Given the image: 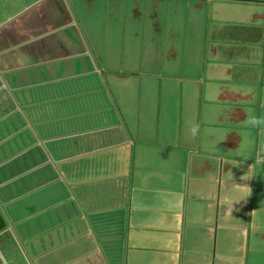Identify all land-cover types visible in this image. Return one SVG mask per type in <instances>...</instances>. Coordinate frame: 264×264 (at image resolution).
I'll return each instance as SVG.
<instances>
[{"label":"crops","instance_id":"1","mask_svg":"<svg viewBox=\"0 0 264 264\" xmlns=\"http://www.w3.org/2000/svg\"><path fill=\"white\" fill-rule=\"evenodd\" d=\"M242 1L0 0V145L38 101L80 108L28 166L0 160L4 179L29 168V216H48L20 238L28 264H264V127L244 125L264 117V0ZM127 76L153 90L124 98L109 82Z\"/></svg>","mask_w":264,"mask_h":264},{"label":"rangeland","instance_id":"2","mask_svg":"<svg viewBox=\"0 0 264 264\" xmlns=\"http://www.w3.org/2000/svg\"><path fill=\"white\" fill-rule=\"evenodd\" d=\"M242 2H245L246 5H252L253 4L254 7L258 6L257 3H254L251 1L244 0ZM234 11H236V10H234ZM217 35H218V33H217ZM125 37H127V36L123 35L121 37L123 39V42H125ZM141 37H143L145 39V35L142 34ZM141 44H140V46H141ZM138 51H139V47H138ZM135 52L137 53V51H132V52L128 51L126 53H128L129 56H131V55L136 56ZM190 55L193 58V53H190ZM128 59H129V57H128ZM107 74H110V72H107ZM128 76H130V75H128ZM128 76L125 77V79H127L128 81L126 83L122 84L121 88H120L119 84L115 83V85H114V82H109V84L113 86L112 88L114 90L115 89L117 90L119 88L120 90H122V92H125V94H123L124 98H129V100H131V95H128V91L130 90L132 92V90H137L139 85H140V87H141V85L146 86V89H145L146 91L153 90L152 85L155 83L150 81L148 79V77H146L147 79L140 78L139 79L140 82H134L135 79L134 78L129 79ZM110 77H108V78H110ZM105 78H107V75H105ZM108 78H107V80H108ZM116 79L117 80L119 79V81L121 83L124 80V78H121V77L115 78V80ZM142 82H144V83H142ZM227 85H230V82ZM169 87H173V86L170 85ZM159 89L161 90V88H159ZM157 91H158V89H157V85H156V93H157ZM73 98H76V97H73ZM133 98H135L134 94H133ZM76 101H77L76 99H72L68 105H67V101H66L65 110L71 111L72 117H76V115H77L75 113V109L77 111H80L79 107H77V108L74 107ZM135 102L137 104V99L135 100ZM132 104H134V106H135L134 100H133ZM140 104H142V103H140ZM140 104H138V106L136 105V111L134 110V106L132 107L134 112H139V111H137V109L143 108L142 106H140ZM3 105H4V103L1 101V107ZM37 106L38 107L34 108L33 110L27 109V111L23 115V117L26 118V120H27L29 129H26L23 131H19V129H16L17 133L11 132L6 137V144H3L2 146L0 145V149H1L0 150V160L1 159L7 160L8 162L5 163L6 165L9 164L10 166H16L18 164L19 165H25L26 164L25 166H28L30 164V162H28V159L30 158L31 154H33L32 153V151H33L32 143L35 142L34 139H36L37 137L43 139L45 137V132H44V130H42L41 127H43V129H45L44 127L46 125L48 126V125H54L55 124V126H56L59 123L60 119L68 117L71 115V114L67 115V114H64L62 112V109H63V102L62 101H60L58 104L56 101H55V103H52L50 105V107L48 108L50 110V112L48 114H46L43 111L44 108H46L45 102L38 101ZM52 106H55L56 113L51 111ZM50 113H52L53 115H49ZM131 113H133V112L129 111V114H131ZM46 117H47V120H46ZM49 117L50 118L53 117V119H51L48 122ZM81 117H83V116H81ZM6 119L9 122H15L16 123V121H17V118L15 117L14 114L8 115L6 117ZM126 119H127V117H126ZM42 121L44 123L40 124ZM63 122H66L65 119L63 120ZM127 124H129L131 126V132L135 136L136 132L134 130H132V128H134V127L132 125V122L129 121V119H127ZM14 126L16 127L18 125H14ZM65 126H66V124L63 125V128H65ZM74 127H75V125H74ZM59 128H55L57 130L56 133L60 132ZM1 129H2V127L0 126V130ZM71 135H73V134H71ZM65 137L66 136H64V134H63V137H61V139L65 138ZM78 138L80 139L79 136H75V137H70L68 139H63V140H66V143H69L73 139H78ZM79 139L76 140V143L80 141ZM59 150H61V148ZM74 150H76V148H73V151ZM6 165L3 166L6 170V172L5 171H3V173L0 172V222H3L5 224L9 223V225H8L9 228H5L6 231L3 230V232H2V233H4V232L5 233L3 235H0L1 236L0 252L5 253L7 258L10 257L13 264H28L27 261L24 259V257H21L19 254L22 251L21 249L24 248V244L22 242H20V238L23 237L24 235L28 234V233H29V235H34V234L37 235L38 229H39V231L47 229V227L44 228V226L39 227L38 222L43 223V221H45L44 218L46 219V218H48V216H45L44 218L38 220V222H36L34 219L32 220V218H34V216L30 217L31 216L30 213H32L30 211L31 210L30 209V203L32 202L31 201L32 198L33 199L35 198L34 194L33 195L31 194L32 190H31L30 186H31V182L33 184L35 181L33 179H29L30 178V171H28L29 168L28 169H25V168L21 169V171H23L21 173L23 176L17 175L18 177L15 176V178H13V179L12 178L4 179L2 177L3 174L6 175V173L8 172L10 175L12 172V170L9 171L8 166H6ZM79 167L80 166H77L76 168L78 169ZM84 171L88 172L87 167ZM27 175H28V177H24ZM7 182L10 184H8ZM5 183H7V184H5ZM43 202L45 203L46 201L44 200ZM54 212L55 211H53L51 213H54ZM48 214H50V212H48ZM41 217H43V216H41ZM12 218H17V219H21V221L22 220L26 221L27 225L30 224V227L27 228L24 225V223H21V226L18 227V225L15 224V222H13V221L10 222V219H12ZM14 224H15V226H14ZM15 228H18L19 231H21L22 233H19V235H15V233H16ZM23 229H24V232L22 231ZM49 232H50V230H46L45 232H43L44 236L46 235V237H44V238H48L47 236L49 235ZM38 233H41V236H43L42 232H38ZM28 245H29V247H35V246H39V243H36L34 240L32 241V239H29ZM23 252H26V251L23 250ZM0 264H1V262H0ZM2 264H6V263H2Z\"/></svg>","mask_w":264,"mask_h":264},{"label":"clouds","instance_id":"3","mask_svg":"<svg viewBox=\"0 0 264 264\" xmlns=\"http://www.w3.org/2000/svg\"><path fill=\"white\" fill-rule=\"evenodd\" d=\"M248 116L244 121V125L249 128L264 127V117H257L251 109L247 110ZM199 133V125L193 124L189 129V138L194 139Z\"/></svg>","mask_w":264,"mask_h":264}]
</instances>
